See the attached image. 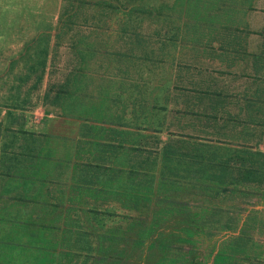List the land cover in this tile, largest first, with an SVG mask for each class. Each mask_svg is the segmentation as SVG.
Masks as SVG:
<instances>
[{"label":"rangeland","instance_id":"374dc122","mask_svg":"<svg viewBox=\"0 0 264 264\" xmlns=\"http://www.w3.org/2000/svg\"><path fill=\"white\" fill-rule=\"evenodd\" d=\"M84 1L0 0V145L10 143L0 153V184L39 146L42 134L60 137L59 165L38 189V202L21 206L18 215L27 218L43 201L53 203L54 215L61 207H74L70 234L57 253L77 251L80 256L70 264H93L86 255L102 247L104 233L131 232L134 214L105 201L112 189L129 184L149 195L148 220L156 217L157 235L164 239L175 232L185 240L184 264L188 257L189 264H264V153L226 156L222 165L199 164L191 163L195 147L184 162L181 155L191 147L185 131L199 124L191 112L207 101L185 98L180 86L194 87V79L207 85L212 77L219 81L215 87L237 93L231 87L243 78L231 81L220 73L219 59L228 61L221 52L245 34L235 35L226 25L241 14L244 21L251 12L261 25L264 0H118L121 8L107 7L109 0ZM133 2L142 3L143 10L128 15L124 5ZM61 14L67 26L57 40ZM247 40L260 44L264 37L252 34ZM181 70L184 82L178 79ZM62 84V106L44 104V92ZM231 99V113L243 116L240 99ZM81 103L100 116L76 117ZM83 139L89 143L78 152ZM103 143L139 149L103 148ZM258 149L264 152V144ZM129 165L138 172H120ZM209 168L211 176L203 177ZM85 184L90 188L79 196V185ZM174 185L186 192L184 198L175 196ZM145 231L150 232L148 224ZM146 232L143 244L129 246L125 263L141 261L150 245Z\"/></svg>","mask_w":264,"mask_h":264},{"label":"trees","instance_id":"16d2710c","mask_svg":"<svg viewBox=\"0 0 264 264\" xmlns=\"http://www.w3.org/2000/svg\"><path fill=\"white\" fill-rule=\"evenodd\" d=\"M84 2L82 0V3ZM251 2L249 1V6H251ZM105 5L110 8H121L122 6L118 0L115 2L109 0ZM124 8H127L125 12L128 15L143 10L142 3L137 2H133L129 7L128 5H124ZM63 14L60 15L58 30L55 35L57 40L60 36V30L64 26H67V21H63ZM243 24L241 14L238 19H232L226 27L230 29L232 27L234 29L233 33L238 35L244 32V28H242ZM245 33L247 34V32ZM240 40L244 41L245 37H240ZM180 75L178 77L179 81L182 80L184 82L182 70ZM192 81L194 82H187L196 84L194 87L190 86L189 88L188 86L180 85L184 94H190L189 96H183L185 98H195L196 103H200L202 100H206L207 103L201 109L191 112V115L197 118L199 124L197 123L196 127L190 126L191 130L185 131L187 138H189L188 140H191V147L188 154L181 155L184 162L195 151V147L198 153L196 157H191V163L198 160L199 164L209 162L222 165L226 161V156L252 157L255 152L257 154L264 153L258 149L260 144L263 143V100L261 98L248 99L249 102L251 101L255 105L252 106L253 117L248 112H245L243 116L234 115L226 108L227 105L229 106L233 103L231 98H227L229 93L226 94L227 96H224L222 88L214 86V79L212 77L207 85H202V82L198 79ZM62 86L63 84L53 92H50V88L45 91L43 103L54 107L62 106L61 100L64 97L61 93H65ZM249 102L246 104V108ZM92 109H94L92 105L81 103L75 107L74 112L76 117L83 119V121L91 117L98 118L100 113L95 114ZM219 114H223L224 116ZM255 115H259V119H255ZM2 124L1 121L0 125ZM208 126H210V129H208ZM236 127L237 129L235 130ZM233 128L234 130L232 131L231 129ZM256 131L258 132L256 133ZM236 133L239 134L238 138L235 137V140L231 141L230 138L236 136ZM59 138V135L51 133L42 134V141L39 146L36 149H30L25 154V158L16 162L12 169L4 175V180L0 184V264H70V261L75 256H80V253L77 251H66L65 249L63 256H61V253H57L59 248H62L66 244V238L70 234L71 222H68V219H72L73 217L71 216L77 211L74 207H61L58 211L59 215H54L50 211L53 203L51 201L49 203L48 201H43L40 204L39 210L32 212L27 218L23 219L17 213V210L21 206L38 202L37 197L40 196V190L38 191V189L53 176L59 165ZM196 139L199 142L194 146V141L192 140ZM88 143V140L83 139L78 152H85ZM133 144H135L134 141ZM9 145L10 143L3 142L0 145V153L6 152ZM115 145L123 149H139V146L131 145L130 147H124L121 143H103L102 147L111 146L110 149H112ZM252 147H255V151L251 150ZM221 151H225L224 157ZM167 152V150L162 151V157H167ZM187 161L189 162L188 159ZM126 168H128L127 176L129 175L128 172H138L137 169H133L132 165L125 166V168L122 167L119 170L121 172ZM202 175L205 178L211 176L210 168ZM79 186H77L81 188L78 189L79 196H83L84 190H89L87 188H90L86 184ZM34 187L37 188L35 192H33ZM121 188L123 189L121 191L112 189L113 191L105 196V201L118 204L122 210L134 214L129 224H133L131 232L125 233L126 230H122L120 233H104V237L101 238L102 247L97 252L86 255V258H90L93 264H129L125 263L129 261L127 260L129 246L131 244H143L146 232L145 228L148 224L150 232H146V238L150 237L147 240L150 245L147 247V251L142 252L143 254L141 253V261L138 264H184V255L188 254L184 253V244L186 242L182 236L172 232L166 238L161 239L157 235V233H161L158 231L160 225L159 227L158 225H156V228L154 227L156 217H153L151 223L148 220L152 208L150 207L149 195L136 189L134 190V187L129 184L121 186ZM180 188L181 186L174 185V194L177 198L182 199L186 192L183 189L180 190ZM90 190H92L91 192L98 191L93 188ZM69 200H72V197ZM181 202L184 205V201L182 200ZM63 213L65 216L63 222L60 223L58 218L60 219V215ZM135 224L137 226H134ZM116 228H120V225ZM140 229L143 230L142 236L138 235ZM163 230L165 229L163 228ZM106 240H110L113 245L106 247L104 245ZM64 260L67 261L64 262ZM189 260V257L185 259V264H189Z\"/></svg>","mask_w":264,"mask_h":264},{"label":"crops","instance_id":"0c3cea01","mask_svg":"<svg viewBox=\"0 0 264 264\" xmlns=\"http://www.w3.org/2000/svg\"><path fill=\"white\" fill-rule=\"evenodd\" d=\"M261 1L262 0H256L255 4H258ZM260 13L264 16V11H262V9ZM243 22L244 24L242 28H244V32L241 34H245V40L230 43L229 47L226 46L227 51L221 53H224V55L228 58V61L226 59L222 60L220 58L219 60H221V65L219 66L223 65L224 69H219L218 71L222 74L226 73L229 75L232 78L231 81L236 80V77L243 78L242 81H239L241 84L232 85L231 87L234 88L237 93H230L227 91V89H224L223 87L221 88L223 90L224 96H227L226 94L229 93L227 98L240 99L239 102L241 103L239 106H241L242 114L248 112L253 117L252 106H250L251 101L249 102L248 99L261 98L263 100L262 112L264 113V42L260 44H252L247 40V38L252 34H260L262 37H264V17H262V24L259 25V22L261 21L258 19L257 15L251 12L249 15H247ZM245 32H247V34ZM238 67L240 68L239 71H237ZM218 82V80H215L214 84L217 85ZM248 102L249 105L246 108V104ZM226 108H228V110L231 112L228 105ZM262 144H264V136Z\"/></svg>","mask_w":264,"mask_h":264}]
</instances>
